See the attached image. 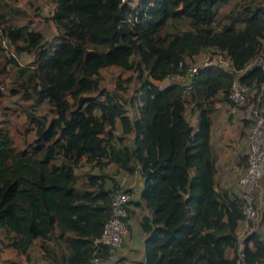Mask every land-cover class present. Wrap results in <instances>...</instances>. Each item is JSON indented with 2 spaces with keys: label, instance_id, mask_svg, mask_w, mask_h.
Listing matches in <instances>:
<instances>
[{
  "label": "trees",
  "instance_id": "trees-1",
  "mask_svg": "<svg viewBox=\"0 0 264 264\" xmlns=\"http://www.w3.org/2000/svg\"><path fill=\"white\" fill-rule=\"evenodd\" d=\"M51 1L47 17L54 29L44 35L5 16L23 11L0 0V36L15 54H32L19 64L0 49V69L12 67L11 92L29 100L25 121L33 130L18 147L0 120L3 236L17 249L38 238L41 249L52 252V264H89L112 195L122 187L102 170L84 171L79 184L75 168L113 162L143 177L144 264H236L242 197L216 187L210 112L219 92L229 99L235 75L254 96L264 81L260 65L245 67L262 47L264 0ZM209 51L223 52L238 73L201 64L189 76L188 94L183 81L159 84ZM110 65L136 73L134 92L121 93L127 77L117 78L116 89L104 85L101 69ZM42 104L49 117L35 111ZM187 104L196 125L185 115ZM110 247L97 249L101 260ZM241 250L243 264L264 262V240L255 228Z\"/></svg>",
  "mask_w": 264,
  "mask_h": 264
},
{
  "label": "crops",
  "instance_id": "crops-1",
  "mask_svg": "<svg viewBox=\"0 0 264 264\" xmlns=\"http://www.w3.org/2000/svg\"><path fill=\"white\" fill-rule=\"evenodd\" d=\"M214 99L215 107L210 112V143L216 152L214 174L216 187L227 189L229 194L240 195L241 187L237 179L243 172L246 163L248 150L247 118L243 115L242 108H238L235 113L229 112L228 107L230 105V100L224 98L222 92H219ZM187 106H189V104L185 107V115ZM260 107L264 111V100L260 102ZM129 110L133 114V109L131 107ZM190 112V116L186 115V117L193 125H196V113L193 110H190ZM116 127L119 131L118 121L116 123ZM109 164L116 167V174H113V176L117 179L119 186L127 189L129 193V200L131 202L129 206L133 212L131 211V215L129 217V229L127 234L124 236L122 244L110 247L101 264H144L145 255L143 241L146 232L139 224L140 216L147 213V208L144 207L143 200L141 198L143 177L137 168L129 172L127 170H123L116 163L111 162ZM109 164L104 166L102 169L95 166L94 169L96 171L94 172H98L99 170L106 171L107 173L113 172L114 169H110L112 167H109ZM109 183V178H106L105 184L108 185ZM241 227L242 221L239 222L238 229L240 230ZM258 232L260 237L264 240L259 230ZM32 241H34L33 244L38 242V245L35 244V249L31 255H28V260H26L25 264H52V252L47 249H41L39 241H36V238H32L31 242ZM31 242H29V244ZM47 242L49 246L52 244L50 243L51 240H48ZM28 245L25 246L24 249H17L14 247L13 242L11 250L14 251L15 255L22 254L25 250L29 253ZM232 253V248H228L226 250L227 256H231Z\"/></svg>",
  "mask_w": 264,
  "mask_h": 264
},
{
  "label": "built area",
  "instance_id": "built-area-1",
  "mask_svg": "<svg viewBox=\"0 0 264 264\" xmlns=\"http://www.w3.org/2000/svg\"><path fill=\"white\" fill-rule=\"evenodd\" d=\"M129 4H134L137 0H122ZM214 64L225 70L238 73L235 67L227 56L221 51L203 52L199 57L191 60L185 72H175L167 74L164 80L159 81V84H164L172 80H180L187 84L185 89L186 94L190 92L189 76H192L198 65ZM260 65L264 69V36L262 37V47L260 52L249 60L245 67L251 65ZM251 86L241 81L238 75H235L231 81V86L228 93L230 105L228 110L230 113H235L238 107L243 106L249 98ZM264 98V81L261 82L260 88L254 98L255 102L248 115V150L246 157V165L243 172L238 177V183L242 187L241 211L243 214L242 227L237 233L238 252L236 264H243V252L241 250L242 238L250 231V223L253 217L258 212L257 201L259 194L264 191V188L258 187V180L264 174V112L260 107V101ZM122 187V186H121ZM126 188H118L111 198L110 215L103 224L101 233L94 239L95 251L91 256L89 264H101V258L96 251L103 245L119 246L127 234L128 226V211L127 201L129 193ZM253 264H264V262L256 260Z\"/></svg>",
  "mask_w": 264,
  "mask_h": 264
},
{
  "label": "rangeland",
  "instance_id": "rangeland-1",
  "mask_svg": "<svg viewBox=\"0 0 264 264\" xmlns=\"http://www.w3.org/2000/svg\"><path fill=\"white\" fill-rule=\"evenodd\" d=\"M7 2L14 4L15 6L22 9V14H10V12L4 13L5 16H11L15 18L16 21L25 23L28 27L37 29L41 31L44 35H49L53 32V25L48 19V13L50 10V6L52 5L51 0H6ZM230 7V4L224 5L222 10ZM0 49L3 54L6 55H16L17 62L19 64H26L32 59V54L26 51H18L15 54L13 47L8 44L3 36H0ZM102 70V82L110 89H116V81L118 77L128 78L123 81V85H125L126 89L121 90L125 96L134 92L136 88L137 80L135 74L131 70H119L118 67L113 65L106 66L101 69ZM12 71V67L9 66L8 63L5 64L4 70L0 69V120H3L10 132V135L13 139V142L16 146L22 147L28 139L32 137V128L31 124L25 121L26 111L31 109L28 105L29 100H26L23 97H20L19 92L15 90V92H11L14 85L10 83L11 77L13 74H10ZM123 91V92H122ZM254 89L250 90L248 101L238 108L243 109V115L247 118V123L249 118L247 117L253 106L254 100ZM263 100V99H262ZM262 109V108H261ZM263 110V109H262ZM35 111L42 112L47 117L50 116L49 111L45 110V104H42L35 108ZM128 112L132 115V112L128 109ZM264 112V111H263ZM191 112L189 106L186 108V115L190 116ZM27 127V128H26ZM248 129V125H247ZM120 134V132H116ZM131 135H126L124 137L125 143H130ZM111 163V162H110ZM109 164V163H108ZM107 164V165H108ZM106 166V165H105ZM91 163L82 162L75 168V173L77 174V183H81L83 177L81 174L84 171H96ZM110 169H114L113 172H109L111 174H116V167L109 164ZM241 187V186H240ZM258 187L264 188V174L258 180ZM242 192V187H241ZM257 205L258 212L253 217L250 223V230L254 228L257 231L259 230L261 235L264 238V191H262L259 196ZM46 220L42 223L46 224ZM5 230L0 229V264H25L26 260H28V255H31L35 249V244L38 245V242L32 241L29 247V253L25 250L22 254H16L11 250L12 240L4 237ZM36 237H34L35 239ZM38 241V238H36Z\"/></svg>",
  "mask_w": 264,
  "mask_h": 264
},
{
  "label": "water",
  "instance_id": "water-1",
  "mask_svg": "<svg viewBox=\"0 0 264 264\" xmlns=\"http://www.w3.org/2000/svg\"><path fill=\"white\" fill-rule=\"evenodd\" d=\"M194 75H192V77H193Z\"/></svg>",
  "mask_w": 264,
  "mask_h": 264
}]
</instances>
